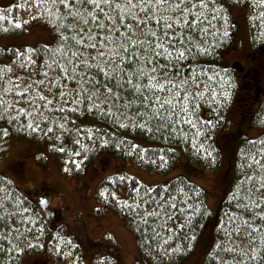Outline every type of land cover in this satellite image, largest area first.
Returning <instances> with one entry per match:
<instances>
[{"label": "snow or ice", "instance_id": "6c2138e0", "mask_svg": "<svg viewBox=\"0 0 264 264\" xmlns=\"http://www.w3.org/2000/svg\"><path fill=\"white\" fill-rule=\"evenodd\" d=\"M37 3L48 4L57 14L58 19L49 22L56 25L58 43L51 50L45 45L48 59L39 65L26 56L15 70L8 65L0 68V122L7 117L13 123L24 114L27 130L42 135L50 133L52 147L62 135L68 134L76 137V144H80L82 135L108 143L95 136L99 130L67 127L69 113L81 111L101 115L121 128L135 127L164 141L176 135L187 140L189 132L195 141L208 126H215L213 120H202L199 111L206 105L223 103L217 100L216 76L199 65L211 47L207 36L213 26L211 21L216 19L211 15L215 0H37ZM259 3L264 4V0ZM219 96L227 99L230 92L221 91ZM0 135L6 136L7 131L0 129ZM131 148L140 146L132 144ZM59 151L68 149L61 147ZM156 151L161 153L157 157L160 166H165L163 153L167 149ZM73 163L80 167L78 162ZM256 164L261 175L255 172L246 175L252 183L243 187L242 192L241 188L234 190L240 199L229 223L241 221L235 231L245 229L247 247L229 249V255L236 253L230 264H264V162ZM125 179L119 177L121 181ZM0 191L7 192L6 182ZM111 195L115 197L116 193ZM129 195L133 200L130 207L142 210V216L137 213L140 218L159 220L162 227L184 211L179 204L182 197H187L183 187L154 190L141 184H135ZM23 203L15 195L0 199V231H18L16 217L21 223L37 224L27 215L31 209L24 208ZM123 203L129 206L127 200ZM257 230L261 233L259 237ZM15 250L22 251L18 247ZM221 264L229 262L222 260Z\"/></svg>", "mask_w": 264, "mask_h": 264}, {"label": "trees", "instance_id": "16d2710c", "mask_svg": "<svg viewBox=\"0 0 264 264\" xmlns=\"http://www.w3.org/2000/svg\"><path fill=\"white\" fill-rule=\"evenodd\" d=\"M243 6L248 8L249 29L252 33L253 43L257 48L264 47V16L261 15L264 13V4H260L259 0H215L213 5L215 11H212L211 15L215 16L216 19L211 21L213 26L208 29L209 35L207 36V43L211 47L207 54L202 56L199 65L203 69H207L209 75L216 76L217 100L223 101V103L218 106L215 104L206 105L199 110L202 120H213L215 126H208L207 131L195 141L191 138V132L188 133L189 139L187 140L176 135L168 141H164L146 131L142 132L135 127L121 128L113 125L110 120H106L101 115H95L92 112L84 113L83 111L75 114L69 113L70 121L67 127H79L81 131L85 129L99 130L95 132V136L108 140L107 144L99 143L95 138L89 139L87 135L80 136V144H76L74 142L76 137L68 134L62 135L59 140H56L54 147L49 146L53 144L51 134L42 135L40 132L34 133L27 130L28 120L24 114H20L21 118L13 123H9L8 118L5 117L0 122V129L6 130L7 135L26 138L47 145L49 151L62 162L63 171L66 175H82L87 165L103 153L110 154L119 160L133 161L138 167L158 174L170 173L180 161L183 153L193 168L216 171L224 161V153L218 145L217 137L222 130L228 127L227 111L235 101L238 91V71L232 66H222L219 59L223 53L234 49L237 43L238 27L230 9ZM49 13L52 15L49 16ZM0 17H3L0 18V40L27 34L30 25L33 23H43L52 30L53 37L55 34V40L52 44L24 46L21 49L5 48L0 45V68H5V65H8L15 70V66L26 56L39 65L48 59V53L44 51L45 45L50 50L56 48L58 43L56 25L49 21L57 20L58 16L48 4H38L37 0H12V4L8 7L0 5ZM18 23L21 25L20 27H16ZM229 82H231V88H228ZM221 91H229L230 97L225 99L219 96ZM256 121H258L263 132L255 139H247L242 135L238 137L237 164L241 179L237 181L232 191L221 203L214 218H212L207 204L206 191L191 182L186 176H178L166 184L152 186L154 190L156 188L163 190L165 187L171 188L173 186L183 187L187 193V197H182L179 204L184 211L177 213L176 217L169 221L166 227H162L159 220L154 222V218L148 216L140 218L137 213L142 216V210L139 207H130L133 204L129 195L131 188L135 184L148 185H144L139 179L125 174L113 175L105 180L104 183L109 187V190L105 194V201L100 200L102 204L100 209L113 210L126 221L136 237L139 259L147 260L149 264H181L186 262L193 256L204 228L211 221L215 223L216 243L205 264H221L222 260L230 264L232 256L236 253L229 255L228 250L247 247L245 229L241 227L240 232L235 231V227L240 226L241 221L237 219L233 224L229 223V220L236 213L235 205L240 199L234 190L241 188L242 192L243 187L252 183L245 178L246 175L251 176L253 172L258 176L261 175L256 161L264 162V101L257 105L254 115V122ZM21 124L25 127H20ZM41 127L44 129V125ZM185 131H188L186 127ZM137 138H142L155 145L143 146L137 142ZM117 144H120V147H116ZM132 144H137L140 148L133 149L131 148ZM61 147L68 149V151L61 153L59 151ZM157 149H167L163 153L165 165L163 167L160 166L161 161L157 159L161 155L160 152L156 151ZM73 153H79V155ZM206 153H211V155H206ZM73 161L78 162L80 167L76 168ZM121 176L126 177V179L119 180ZM5 182L7 192L0 191V199L5 195L19 196L24 201L23 207L31 209L27 215L34 218L37 224L32 226L30 221L21 223L19 217H16L15 227L18 231H0V264H22L25 254L30 249L29 245L34 246V243L38 244L39 247L45 245L47 251L56 253L59 257L74 255V264H83L82 258H80V248L76 245L75 240L68 236L64 227L53 225L44 217L35 202L19 191L9 178L0 175V187L5 186ZM126 186L128 188L127 193L122 194L121 190ZM113 192L116 193L115 197L111 195ZM185 199L186 204L184 203ZM124 200L128 201L129 206H125ZM187 205H191V207L189 208ZM145 207L152 211L150 206L145 205ZM256 235L258 237L261 235L259 230H257ZM33 239H35L34 243L32 242ZM25 240H29V245ZM17 247L22 251H16ZM51 247L53 250L50 249ZM39 252L41 253V250ZM34 260L40 262L39 259Z\"/></svg>", "mask_w": 264, "mask_h": 264}, {"label": "rangeland", "instance_id": "374dc122", "mask_svg": "<svg viewBox=\"0 0 264 264\" xmlns=\"http://www.w3.org/2000/svg\"><path fill=\"white\" fill-rule=\"evenodd\" d=\"M11 4L12 0H0L3 7ZM230 12L238 27L237 43L234 49L221 55L219 63L238 71V91L227 111L228 127L217 137L224 161L216 171L193 168L183 153L168 174L151 173L133 161L119 160L103 153L87 165L82 175H66L62 162L47 145L17 136L0 135V174L9 178L19 191L37 204L40 195L45 196V216L55 219L53 225L64 227L68 236L75 240L83 264H149L147 260L139 259L136 237L126 221L113 210L100 209V200L105 201L109 190L104 183L107 178L125 174L139 179L144 185L157 186L178 176H186L206 191L212 218L241 179L237 139L240 135L255 139L263 132L258 121L254 122V115L259 102L264 101V47L257 48L253 43L247 6L231 8ZM33 24L27 34L0 40V45L21 49L54 42L55 34L53 37L47 25ZM136 140L143 146L155 145L142 138ZM127 190L126 186L121 193L126 194ZM25 241L29 245V240ZM215 243V223L211 221L204 228L193 256L181 264H205L207 253ZM34 244L29 245L22 264H32L34 259H39L42 264H74L73 254L71 257H59L47 251L45 245L39 247ZM50 249L53 250L52 247Z\"/></svg>", "mask_w": 264, "mask_h": 264}, {"label": "water", "instance_id": "95a60500", "mask_svg": "<svg viewBox=\"0 0 264 264\" xmlns=\"http://www.w3.org/2000/svg\"><path fill=\"white\" fill-rule=\"evenodd\" d=\"M46 205H42L43 208H45Z\"/></svg>", "mask_w": 264, "mask_h": 264}]
</instances>
